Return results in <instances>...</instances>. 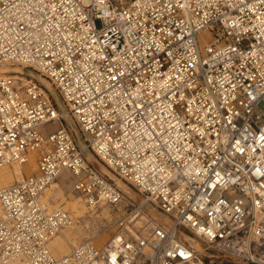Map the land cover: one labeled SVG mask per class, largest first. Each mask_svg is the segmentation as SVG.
<instances>
[{
  "label": "built area",
  "instance_id": "obj_1",
  "mask_svg": "<svg viewBox=\"0 0 264 264\" xmlns=\"http://www.w3.org/2000/svg\"><path fill=\"white\" fill-rule=\"evenodd\" d=\"M3 63L55 92L0 75V168L33 151L37 163L0 187V264H211L182 229L264 264V0H0ZM66 173L88 206L123 210L106 243L56 256L49 242L73 220L42 197Z\"/></svg>",
  "mask_w": 264,
  "mask_h": 264
},
{
  "label": "rangeland",
  "instance_id": "obj_2",
  "mask_svg": "<svg viewBox=\"0 0 264 264\" xmlns=\"http://www.w3.org/2000/svg\"><path fill=\"white\" fill-rule=\"evenodd\" d=\"M4 67H9V68H13V67L20 68L21 67L23 72H24V74L21 76L24 78L23 79L24 83L26 82L25 80H28V78H29V76H27L28 74L34 75L35 77L40 79V81H42L45 85H46V82H48L47 80H44L42 77L37 75L33 70L27 69L20 64L7 63V64L0 65V68H4ZM10 73L15 74L14 72H10ZM0 74H1V72H0ZM3 74H5V73H3ZM53 92H55L54 89H53ZM60 103L62 104V102H60ZM61 108H62L61 109L62 113L64 111L68 112L67 108L63 104L61 105ZM63 122H64V125L67 129L74 132V135L76 137V140H77V143L79 144V146L84 147V145H85L84 135H83L82 131L78 128V126L75 124V122L73 121L70 113H69V117L68 118L66 117V121H63ZM58 128H59V122H57V121L51 122V123H48L45 125V130L47 132L54 131ZM85 155L88 157L89 160L93 161V163L99 169H101L106 175H107V173H106L105 169L108 170L111 174L113 173L110 169H108L104 165V163L97 156H94L91 151L85 150ZM32 156L34 158V155L32 154L30 156L28 162L30 161ZM34 160H35V158H34ZM28 162H26V163H28ZM14 166L15 165L10 166V167H14ZM31 166L32 167H31V170H29V172H26L27 170L23 169L24 176L31 175L33 172H36L37 163L34 161V163ZM112 175H113V177H111V178L117 183V185L120 188H122L125 191V193L127 194V196L129 198H133L136 201H142L143 200V196L135 188L126 185L119 177H117V175L115 173H113ZM67 180H69L71 182H72V180H74L71 174L68 176ZM118 180H121V182L124 183L125 186H123V185L121 186L120 181H118ZM0 186H2V185H0ZM65 190L69 196H72V199L78 196L77 193L73 191V187L71 184H70V186H67L65 188ZM57 198H59V199L61 198V200L58 199V201L59 202L61 201V203H63L62 197H57V196L54 197V199H57ZM78 199H79V197H78ZM79 200H81V199H79ZM81 204L83 205V207L85 206L84 208L89 210L90 214H87V215H92V216L91 217L88 216L87 218H83L80 220L81 222L79 223V227L76 229L77 234L72 236V237H69L71 244L72 245L79 244L80 240H83L81 238L82 236H85L84 239L92 240L93 242H95L98 245L104 244L115 232V230H116V224L115 223H116V220L118 219V217L121 216L123 207H120L119 210H117V209L109 206L111 209L110 213H106L104 206H98V207H89L88 206L87 207L86 205H84L83 202H81ZM57 206H61V205H57ZM62 206H64V208L67 209V207H65L64 203ZM152 208L153 207H151V205H147V209L150 212H152L153 218H156L157 220L161 221L162 223L168 224L167 222H169L170 220H168V219L166 220L167 215L160 213L156 209H154V208L152 209ZM70 215L72 217L71 211H70ZM72 219H73V217H72ZM75 223L76 222L73 219L72 226H74ZM68 230H70V229L68 228L67 230L63 231V233L67 232ZM182 231L185 233H188L194 237H197L193 233H191L187 230L182 229ZM178 237L183 239V233H181V231L178 232ZM79 238H80V240H79ZM197 238L202 242V244L205 247H208V249H206V252L204 254H201L199 252L201 255L204 256V258L207 262H209L211 264H244V263H241L239 261L234 260L231 257L226 256L224 253H222L220 250H218L215 247H209L208 243L205 240H203L202 238H199V237H197ZM185 242L189 244V242H187V241H185ZM50 245H51L52 250L56 249V244L54 242H51ZM66 247H68V244L66 245ZM67 253H69V249H68ZM67 253H65V254H67ZM65 254H62V255H65Z\"/></svg>",
  "mask_w": 264,
  "mask_h": 264
},
{
  "label": "bare ground",
  "instance_id": "obj_3",
  "mask_svg": "<svg viewBox=\"0 0 264 264\" xmlns=\"http://www.w3.org/2000/svg\"><path fill=\"white\" fill-rule=\"evenodd\" d=\"M3 64H7V63H3ZM14 64H17V63H14ZM0 72H1V74L0 75H3V73H10V72H14L15 74L14 75H16V77L18 78V79H21L22 81H23V77H21L23 74H24V72H23V70H22V68L20 67V68H18V67H13V68H9V67H4V68H0ZM32 76H34V75H32ZM40 77H42L44 80H47L46 78H44L43 76H41V75H39ZM26 82L24 83V84H26V83H29L30 81H29V79L28 80H25ZM48 81V80H47ZM43 83V82H42ZM46 86L48 87V88H50V89H52V91H53V87H52V85H51V83L48 81V82H46ZM63 114H64V116H66L67 118L69 117V113L67 112V111H64L63 112ZM34 153H36V152H31L30 153V155H29V158H30V156L33 154L34 155ZM34 157H35V155H34ZM29 158H28V160H29ZM28 160L26 161V162H28ZM26 162H24V163H22V164H19V163H11V164H8V165H6V166H4V167H2V168H0V185H2V186H6V185H12V184H14L15 182H17V181H20L21 179H23L25 176H24V174H23V169H26L27 171L26 172H29V170H31V165L34 163V158H33V156H32V158L30 159V161L28 162V163H26ZM26 163V164H25ZM13 165H15L14 167H10V166H13ZM105 165V164H104ZM106 166V165H105ZM107 167V166H106ZM108 169H110L109 167H107ZM111 170V169H110ZM105 171H106V173H107V175L108 176H110V178L111 177H113V173L111 174L108 170H106L105 169ZM30 174V173H29ZM116 174V173H115ZM70 174H62L61 176H65L66 177V179L68 178V176H69ZM117 175V174H116ZM60 176V177H61ZM117 177H119L118 175H117ZM120 178V177H119ZM121 179V178H120ZM58 180V179H57ZM54 181L50 186H48L46 189H45V191H44V196H43V198H42V202H44V205H46L47 206V208H48V210H54V209H56V208H61V209H63V210H67V211H71V214H72V217H73V219L75 220V225L74 226H72V224H73V221H72V224H70V225H68V226H66V227H64V228H62L57 234H55L53 237H52V241L51 242H54L55 244H56V249H54V252L56 253V254H58V255H61V254H65V253H67V251H68V247H66V242L65 241H68V240H65V239H62L60 236H58V235H60L59 233L62 231H65V230H67L68 228L70 229V230H68L67 232H65V233H62L61 235L63 236V237H72V236H74V235H76L77 234V232H76V229L79 227V223L81 222L80 220L81 219H83V218H87L88 216L89 217H91L92 215H87V214H90L89 213V210H87L86 208H84L83 207V205L81 204V202H83L84 203V205H86L87 207H88V205L81 199V197H79V199H81V200H79L78 198H75V199H67L66 197H67V195H66V197H65V194H64V191H63V189L61 188V186L59 185V183H58V181ZM122 180V179H121ZM121 180H118V181H120V184H121V186L123 185V186H125V184L126 185H128V186H130L129 184H127L125 181H123L124 183H122L121 182ZM71 185H72V182H71ZM1 187V186H0ZM130 187H132V186H130ZM55 196H57V197H62V201H64L65 202V207H67V209H64L62 206H57V205H62L63 203H61V201L60 202H52V199H54V197ZM81 201V202H80ZM101 206H104L105 208V212L106 213H110V207L109 206H107V205H101ZM90 207V206H89ZM91 207H94V206H91ZM69 211V212H70ZM104 213V212H103ZM97 217V216H96ZM72 219V220H73ZM156 219V218H155ZM170 220L171 221V219H170V217L169 216H167V218H166V220ZM157 220V219H156ZM170 221L169 222H167V223H170ZM165 224V223H164ZM81 227V226H80ZM181 233H183V239L182 238H180V239H182L183 241H187V242H189V244L195 249V250H197L198 252H200L201 254H204L205 252H206V249H208V247H205L203 244H202V242L197 238V237H194V236H192V235H190V234H188V233H185V232H183V231H181ZM178 235V234H177ZM180 237V236H179ZM67 239V238H66ZM107 242V241H106ZM105 242V243H106ZM50 243V242H49ZM49 246V245H48ZM75 247V246H74ZM73 247V248H74ZM49 248H50V246H49ZM72 248V249H73ZM72 249L69 251V253L72 251ZM51 250V249H50ZM52 252V251H51ZM53 253V252H52ZM69 253H67V254H65V255H68ZM65 255H63V256H65Z\"/></svg>",
  "mask_w": 264,
  "mask_h": 264
},
{
  "label": "crops",
  "instance_id": "obj_4",
  "mask_svg": "<svg viewBox=\"0 0 264 264\" xmlns=\"http://www.w3.org/2000/svg\"><path fill=\"white\" fill-rule=\"evenodd\" d=\"M28 176V175H27ZM58 181V183H59V185L61 186V188L63 189V191H64V194H65V197H66V195H67V199H72V196H69L67 193H66V190H65V188L67 187V186H70V184H71V181H69V180H67L66 179V177L65 176H61V177H59V179L57 180ZM74 191V190H73ZM45 194V193H44ZM44 194H43V196H44ZM74 195V194H73ZM79 196H77V197H75V198H78ZM43 198V197H42ZM75 198H73V199H75ZM58 199L59 198H57V199H52V202H59L58 201ZM59 200H61V198L59 199ZM63 203H64V205H65V202L64 201H62ZM63 205V204H62ZM61 205V206H62ZM63 208H64V206H62ZM65 209V208H64ZM68 210V209H67ZM63 232L61 231L59 234L60 235H58V236H60L62 239H65V240H68V241H66V244H68V249H69V251L75 246V245H72L71 244V241H70V238L69 237H63L61 234H62ZM67 238V239H66ZM83 240H80V238H79V240H80V242H83V241H85V240H88V239H84L85 238V236H82L81 237ZM52 241V240H51ZM51 241H50V243H51ZM50 243H49V246H50V249H51V251L53 252V254L54 255H56V256H63L62 254L61 255H58V254H56V253H54V249L52 250V248H51V245H50ZM103 245V244H102Z\"/></svg>",
  "mask_w": 264,
  "mask_h": 264
}]
</instances>
